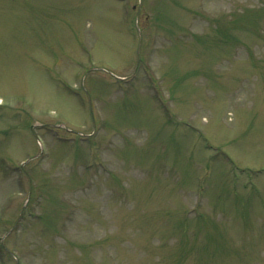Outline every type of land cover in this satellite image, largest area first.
<instances>
[{"label":"rangeland","instance_id":"rangeland-1","mask_svg":"<svg viewBox=\"0 0 264 264\" xmlns=\"http://www.w3.org/2000/svg\"><path fill=\"white\" fill-rule=\"evenodd\" d=\"M0 264H264V0H0Z\"/></svg>","mask_w":264,"mask_h":264}]
</instances>
